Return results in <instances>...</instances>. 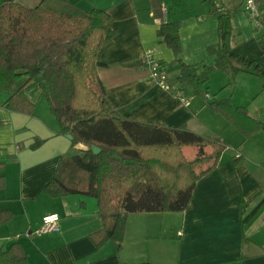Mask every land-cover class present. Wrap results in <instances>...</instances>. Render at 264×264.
<instances>
[{
  "label": "crops",
  "instance_id": "0c3cea01",
  "mask_svg": "<svg viewBox=\"0 0 264 264\" xmlns=\"http://www.w3.org/2000/svg\"><path fill=\"white\" fill-rule=\"evenodd\" d=\"M18 1L34 6L40 0ZM68 1L84 9L103 8L112 17L116 34L98 75L120 116L165 126L184 123L200 134L219 135L227 146L215 167L196 181L184 209L129 212L121 247L112 240L97 245L91 233L102 221L94 196H50L42 191L71 143L59 131L39 86L25 89L34 102L31 113L6 108L3 102L13 89L0 88V161L4 162L0 209L12 212L0 224V247L18 241L28 264H264V130L244 137L203 97L179 83L180 64L175 60L212 64L216 54L211 48L218 43L222 22L230 34L231 51L264 65L257 41L264 28L252 24L244 0H162L164 20L179 21L177 55L157 33L159 20L150 0ZM214 4L218 12L213 11ZM146 50L164 63L169 89L141 65L139 56ZM262 83L260 76L246 70L231 77L214 69L205 83L206 98H228L245 106L248 115L264 120ZM178 89L188 103L176 94ZM36 137L43 142L31 148ZM48 213H57V227L37 233Z\"/></svg>",
  "mask_w": 264,
  "mask_h": 264
},
{
  "label": "trees",
  "instance_id": "16d2710c",
  "mask_svg": "<svg viewBox=\"0 0 264 264\" xmlns=\"http://www.w3.org/2000/svg\"><path fill=\"white\" fill-rule=\"evenodd\" d=\"M255 2L264 28V0ZM150 8L159 20L158 35L177 55L181 50L179 21L164 20L162 0H150ZM219 10L214 4L213 11ZM115 34L112 17L103 8L84 9L68 0H40L34 6L0 0V88L13 89L4 106L31 113L34 102L25 89L36 84L59 131L71 134V150L60 157L42 191L50 196H94L102 226L91 237L97 245L112 240L120 248L129 212L184 209L196 181L215 167L227 142L216 134L192 131L184 123L165 126L120 116L98 75V68L107 64ZM218 35L217 45L211 48L216 54L212 64L175 59L180 64L178 81L249 137L264 130V120L248 115L245 106L234 105L228 98L207 100L205 83L214 69L231 77L246 70L262 78L264 90V65L231 51L230 34L222 22ZM257 41L264 52V32ZM42 142L36 137L29 146L35 148ZM78 143L85 147H76ZM93 145L99 147L97 152ZM185 145L197 147L193 160L184 154ZM202 159L210 162L196 170L194 163ZM3 169L0 161V187ZM11 216L10 210L0 209V224ZM0 264H28L18 241L0 247Z\"/></svg>",
  "mask_w": 264,
  "mask_h": 264
},
{
  "label": "built area",
  "instance_id": "2783aa9c",
  "mask_svg": "<svg viewBox=\"0 0 264 264\" xmlns=\"http://www.w3.org/2000/svg\"><path fill=\"white\" fill-rule=\"evenodd\" d=\"M219 7L218 5H216ZM244 8L247 15L254 26H260V12L256 5L255 0H244ZM139 61L142 66L148 68L150 75L156 80V82L163 88L169 89L170 85L167 82L166 68L157 60L150 50H146L139 56ZM176 94L180 98L188 103V99L183 94L181 89L176 90ZM209 97V95H206ZM58 215L57 213H48L43 216L42 225L36 230L37 233L53 230L57 227Z\"/></svg>",
  "mask_w": 264,
  "mask_h": 264
},
{
  "label": "rangeland",
  "instance_id": "374dc122",
  "mask_svg": "<svg viewBox=\"0 0 264 264\" xmlns=\"http://www.w3.org/2000/svg\"><path fill=\"white\" fill-rule=\"evenodd\" d=\"M197 147L194 145H185L184 146V153L186 157L190 160H193L196 157ZM209 163V159H202L199 162L194 163V167L196 170H200L201 168L205 167Z\"/></svg>",
  "mask_w": 264,
  "mask_h": 264
},
{
  "label": "water",
  "instance_id": "95a60500",
  "mask_svg": "<svg viewBox=\"0 0 264 264\" xmlns=\"http://www.w3.org/2000/svg\"><path fill=\"white\" fill-rule=\"evenodd\" d=\"M66 135H67V137L71 138V134L67 133ZM92 150H93L94 152H97V151L99 150V147H97L96 145H93V146H92Z\"/></svg>",
  "mask_w": 264,
  "mask_h": 264
}]
</instances>
